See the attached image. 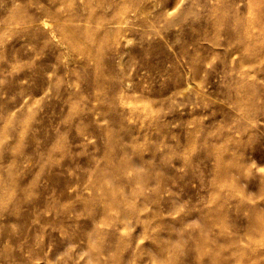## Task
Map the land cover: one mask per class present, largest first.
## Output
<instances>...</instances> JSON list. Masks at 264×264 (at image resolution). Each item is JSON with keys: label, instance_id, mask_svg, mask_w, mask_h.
Masks as SVG:
<instances>
[{"label": "rangeland", "instance_id": "374dc122", "mask_svg": "<svg viewBox=\"0 0 264 264\" xmlns=\"http://www.w3.org/2000/svg\"><path fill=\"white\" fill-rule=\"evenodd\" d=\"M215 253L264 264V0H0V264Z\"/></svg>", "mask_w": 264, "mask_h": 264}, {"label": "bare ground", "instance_id": "6f19581e", "mask_svg": "<svg viewBox=\"0 0 264 264\" xmlns=\"http://www.w3.org/2000/svg\"><path fill=\"white\" fill-rule=\"evenodd\" d=\"M139 159V158H138ZM128 161V160H127ZM225 161V160H224ZM223 161V162H224ZM130 162V161H129ZM131 163V162H130ZM129 163V165H130ZM133 164V163H132ZM131 164V165H132ZM127 164V162L125 163V161H123V163L120 165V168H126V166L128 167L129 166ZM128 167V168H131V171L132 169L134 170L133 171V176H122V182L124 184H129L130 182H133V183H137L139 185V188H137L136 192H133V193H130V194H124L123 196L125 197H118L115 196L113 193L115 191H112V194L108 195V198L106 197L107 199V202L102 204L103 206V210L106 212V215H107V211H109L110 209H119L121 208L122 206H126L128 205V202L131 203L133 202L134 198L137 196V195H140L139 197L143 196L142 200L144 201V193L143 191L146 189V187L149 185L147 184V180L146 179H150L149 177L147 178V175L146 174H143L141 173L140 169H139V166H131ZM130 170V169H129ZM117 171V170H116ZM120 171V169H119ZM128 171V170H127ZM160 178V177H158ZM162 178V177H161ZM164 178H162L163 180ZM151 180V179H150ZM159 181V180H158ZM111 182V181H110ZM119 184V183H118ZM156 185V184H155ZM110 188H114V187H110ZM110 191V190H109ZM107 195V194H106ZM110 196V197H109ZM130 206V205H128ZM144 209V205L140 208H135L134 206H130V208L127 210L126 212V218H129V217H134V218H139L140 217V213L141 211ZM109 213V212H108ZM107 219V218H106ZM140 219V218H139ZM146 227L144 226L143 229H145ZM92 236V234L90 235ZM173 239V238H171ZM218 257H220L217 253L214 254V257H211L209 258L210 260L209 261H212V263L214 264H227L226 262L224 261H220V259H218ZM210 263V262H209Z\"/></svg>", "mask_w": 264, "mask_h": 264}]
</instances>
